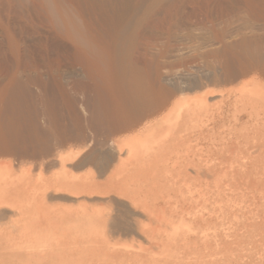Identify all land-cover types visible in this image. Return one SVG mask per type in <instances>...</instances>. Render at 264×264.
<instances>
[{"label":"rangeland","instance_id":"obj_1","mask_svg":"<svg viewBox=\"0 0 264 264\" xmlns=\"http://www.w3.org/2000/svg\"><path fill=\"white\" fill-rule=\"evenodd\" d=\"M126 61L143 72L149 88L166 101L155 119L170 117L173 113L168 114L182 98L214 91V96L209 97L213 100H210L211 113L217 114L216 107H223L224 118L217 117L212 124L215 131L206 133L203 145L216 146L214 154L221 153L215 148L230 144L232 139L243 146L257 144L252 141L262 136L259 143L263 145L264 127L258 125L257 131L256 122L245 112L248 110L230 102L241 92H254L262 87L256 85L257 77L264 85V0H0V164L6 166L4 171H15L22 179L10 186L9 191L28 194V198L36 195L27 212H32L38 221L39 215L47 221L39 223L25 212L2 216L0 236L16 237L1 238L3 245L7 241L9 245L20 242L17 236L26 232L38 234L34 229H40L37 226L41 224L47 228L50 219L55 222L54 217L66 214L68 217L71 212L83 210V204L67 192L55 196L54 185L50 187L53 179L62 174L61 167L53 161L59 150L83 149L68 172L78 179L94 178L100 189L109 186V175L119 157V144H126L131 135L116 133V120L125 115L118 113L129 102L123 92L126 83L121 73ZM213 102L216 106H212ZM205 117L208 118L201 117L203 122ZM245 125L251 132L241 130ZM254 130L263 133L259 137ZM250 134L259 138L247 140ZM244 140L248 142L245 144ZM125 149L120 154L122 159L126 157ZM242 150L244 154L250 152ZM226 151L223 152H230ZM235 151L236 154L239 150ZM42 163L45 164L41 168ZM47 188L50 190L46 196L51 197L48 199L39 194L45 195ZM114 193L103 197L107 200L98 196L91 201L93 205L90 202L86 205L109 215L112 242L138 245L140 238L144 242L138 230L127 225L137 215L134 207L120 195L115 198ZM17 200L11 202L28 201L23 197ZM35 202L36 206H42L43 214L32 210L38 207ZM48 208H52V214ZM54 210L61 211L53 215ZM26 217L38 224L30 228V233L21 230L30 225ZM54 224L53 227L59 225ZM67 232L70 238L74 234ZM44 234H52L48 242L50 245L55 242L49 248L53 252L58 248L56 236L61 232L51 230ZM34 245L29 244V250L28 247L25 250L40 249L37 254L48 250ZM77 254L78 251L75 258ZM29 258L19 264H37L36 258ZM53 258L47 264H55L57 259ZM58 262L63 264L59 259ZM74 264L80 263L75 259Z\"/></svg>","mask_w":264,"mask_h":264},{"label":"bare ground","instance_id":"obj_2","mask_svg":"<svg viewBox=\"0 0 264 264\" xmlns=\"http://www.w3.org/2000/svg\"><path fill=\"white\" fill-rule=\"evenodd\" d=\"M121 70L126 83L123 92L129 102L118 113L125 115L124 118L116 120V133L131 135L125 141L126 144L120 143L124 147L120 148L119 144V157L117 165H114L115 170L110 171L112 173L109 175L111 180L109 186L100 189L94 178L78 179L68 172L70 164L80 158L83 149L68 152L59 150L53 161L61 167L62 174L53 179L50 187L54 185L55 196L67 192L68 196L83 204V206L81 204L83 210L79 209L74 214L68 211V217L67 214H61L63 217L59 216L57 219L54 217V222L52 216L61 210H54L51 216L52 208H48L51 213L49 216L52 218L49 223L52 225L47 223V228L42 224L43 228L37 226L40 229L34 230H38V234L30 235L28 232L20 234L17 238H21V241L10 242L11 245L7 240V242L4 240L7 244L3 245L1 238L14 239L16 238L14 235L11 238L0 236V247H6L5 250L2 247L4 252L0 250V264H12L13 260L14 264H19L29 257L31 260L36 258L38 261L34 263L37 264L41 261L47 264L53 257H56L57 264L58 259L63 264H74L75 259L80 264H264V154H261L264 151L262 150L264 143L263 145L259 143L262 138L260 134L263 132L260 134L257 132L261 126L264 127V85L258 80L259 77L254 78L255 83L263 88L255 89L254 92H241L240 95L235 96L236 98L234 97L232 103L230 102V105H242L243 109L248 110L245 112L254 119L257 127L261 125L259 129L253 126L257 131L252 132H256L260 137L258 139L257 136H253L258 139L257 141L253 140L251 134L248 135L251 136L250 138L245 137L247 140L252 138V142H258L259 145L250 142L251 145L245 139L247 144L241 146L238 145V140L234 141L229 136L228 139L231 138L233 141L230 139L231 143L228 141L230 144L215 148L221 152L215 155L213 148L216 146H204L202 143L206 133L215 131L212 124L218 118L220 120L224 118L223 107H216L219 109L217 114L213 111L211 113L209 97L214 91L205 92L195 98L191 97L192 101L188 97L182 98L177 101L175 109L168 114L173 113L170 117L155 119L157 111L166 101L154 94L146 83L145 74L131 61H126ZM220 95L219 98L222 99L223 96L221 93ZM217 105L219 106V103ZM242 107L239 109L242 110ZM237 113H239L238 109ZM203 114L208 117H205V122L201 118L204 117ZM234 120L238 121V119ZM232 128L229 126V129ZM240 128L247 129L248 132L252 130L247 126ZM256 145L260 148L258 149ZM242 148L250 152L244 154ZM255 148L258 150L254 152ZM124 149L126 157L122 159L120 154ZM235 150H239L238 153L235 154ZM223 151L231 153L228 152V155ZM257 151L261 152L257 153ZM44 164H40L39 167L42 168ZM4 169L6 166L0 164V192H3L0 193V218L20 212H25L27 216L31 215L32 212L29 210L31 212L29 214L27 211L33 203L31 199L36 198V195L34 197L29 195L28 198V194L20 195L9 191L10 186L22 182V179L15 171H4ZM133 188L136 190L132 191ZM49 190L50 188H47L45 195L40 192L39 194L46 196ZM111 192H115V198L120 195L134 207L133 210L137 215L132 217V221L127 220L129 222L127 225L136 228L144 242L140 241L141 238L136 246L133 245L134 242L130 243L131 245L128 243L129 246L118 241L112 242L110 230L108 231L109 215L102 214L94 206L86 205L89 202L90 205L98 196L99 199L107 198L112 194ZM43 196L42 199H45ZM19 197L28 201L17 203ZM47 197L51 198L49 195L46 199ZM15 198L17 202L12 203L11 200L16 201ZM36 204L35 202L34 205ZM37 208L32 210L41 214L42 209L38 212L39 208ZM63 212L66 213L64 209ZM39 216L41 221H38L39 218L36 216L30 217L40 223L44 217ZM30 217H26V220H30ZM43 221L44 224L47 222ZM31 222L32 220L29 222L30 225L21 227V230L31 231L30 228H33L34 224L38 225ZM54 223L59 225L53 227L56 226ZM51 230L61 232L56 236L59 244L57 243L58 248L55 247L56 250L53 252V248L52 250L49 248L55 245L54 239L53 245L48 242L52 234L49 235L51 232L44 234ZM67 231L71 234L74 232L72 242V237L70 238L71 235ZM62 238L64 242H60ZM32 243L36 244L35 247L48 248V250H41L39 254L37 251L40 249L37 248H33L36 249V253L32 251L33 249L28 251V246ZM25 247H28L26 248L28 252ZM76 251L78 254L75 258Z\"/></svg>","mask_w":264,"mask_h":264}]
</instances>
